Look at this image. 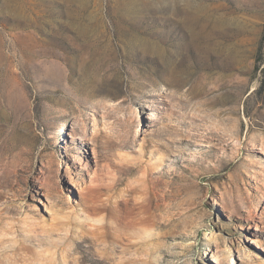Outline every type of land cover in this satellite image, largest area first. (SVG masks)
<instances>
[{"label": "rangeland", "instance_id": "1", "mask_svg": "<svg viewBox=\"0 0 264 264\" xmlns=\"http://www.w3.org/2000/svg\"><path fill=\"white\" fill-rule=\"evenodd\" d=\"M0 264H264V0H0Z\"/></svg>", "mask_w": 264, "mask_h": 264}, {"label": "bare ground", "instance_id": "2", "mask_svg": "<svg viewBox=\"0 0 264 264\" xmlns=\"http://www.w3.org/2000/svg\"><path fill=\"white\" fill-rule=\"evenodd\" d=\"M188 18H187V21L188 22H190V23H193L194 24V22H196V21H204V22H206V21H208L209 19L208 18H199V17H196V16H187ZM235 52V51H234ZM235 54H236V52H235ZM238 130H237V135H238ZM128 144V143H127Z\"/></svg>", "mask_w": 264, "mask_h": 264}]
</instances>
